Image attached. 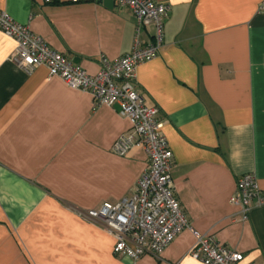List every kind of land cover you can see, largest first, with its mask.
I'll use <instances>...</instances> for the list:
<instances>
[{"label": "crops", "instance_id": "obj_1", "mask_svg": "<svg viewBox=\"0 0 264 264\" xmlns=\"http://www.w3.org/2000/svg\"><path fill=\"white\" fill-rule=\"evenodd\" d=\"M161 1L169 5L163 43L136 67L134 87L158 109L174 196L191 229L159 256L113 253V235L86 211L130 195L145 152H113L130 126L117 107L95 105L43 66L19 69L15 41L0 31V264H203L189 254L195 233L241 253L239 264H264L260 0ZM0 8L88 74L100 55L113 61L153 32H137L127 8L102 1L0 0ZM247 172L262 201L243 218L229 198Z\"/></svg>", "mask_w": 264, "mask_h": 264}, {"label": "built area", "instance_id": "obj_2", "mask_svg": "<svg viewBox=\"0 0 264 264\" xmlns=\"http://www.w3.org/2000/svg\"><path fill=\"white\" fill-rule=\"evenodd\" d=\"M112 1L119 9L127 8L134 15L137 32L141 27L151 26L152 37L144 44L135 38L131 51L113 61L100 55L101 66L95 74H88L67 55L50 48L42 37L27 25L16 23L2 8L0 31L15 41L11 61L19 69L30 72L43 66L49 76L59 77L73 89L88 92L95 105L116 106L119 114L128 119L129 128L113 142L112 150L124 155L133 147H141L146 154L145 168L130 195L116 202L103 201L98 207L88 209L86 216L113 235V253L135 260L144 253L159 256L181 231L191 229V225L174 196L170 175L172 153L160 131L158 109L147 105L134 87L136 67L153 59L163 43L169 5L161 0ZM258 11L264 12V0H260ZM229 201L239 207L243 218L254 202L262 201L252 173L240 175ZM195 235L189 251L194 259L203 264L241 261V253L214 237Z\"/></svg>", "mask_w": 264, "mask_h": 264}, {"label": "water", "instance_id": "obj_3", "mask_svg": "<svg viewBox=\"0 0 264 264\" xmlns=\"http://www.w3.org/2000/svg\"><path fill=\"white\" fill-rule=\"evenodd\" d=\"M102 2L103 4L107 5L109 8H111L113 5L112 0H103Z\"/></svg>", "mask_w": 264, "mask_h": 264}]
</instances>
